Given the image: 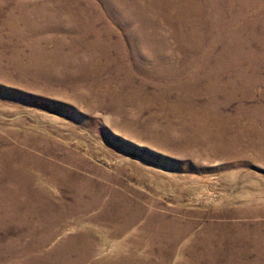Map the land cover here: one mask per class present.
Returning a JSON list of instances; mask_svg holds the SVG:
<instances>
[{
  "label": "rangeland",
  "instance_id": "obj_1",
  "mask_svg": "<svg viewBox=\"0 0 264 264\" xmlns=\"http://www.w3.org/2000/svg\"><path fill=\"white\" fill-rule=\"evenodd\" d=\"M179 4L0 0V264H264V0Z\"/></svg>",
  "mask_w": 264,
  "mask_h": 264
},
{
  "label": "bare ground",
  "instance_id": "obj_2",
  "mask_svg": "<svg viewBox=\"0 0 264 264\" xmlns=\"http://www.w3.org/2000/svg\"><path fill=\"white\" fill-rule=\"evenodd\" d=\"M162 1V0H161ZM175 1V0H174ZM177 2V1H176ZM156 3L157 4H159V1H156ZM161 3V2H160ZM170 3V2H169ZM180 3H181V7L184 9V10H186L188 7H189V0H180ZM163 108L165 109V106H163ZM173 112H175L176 113V111L175 110H173ZM178 120V119H177ZM206 127H203L201 130H200V132H202V130H206V134L209 132V127H208V125H205ZM208 131V132H207Z\"/></svg>",
  "mask_w": 264,
  "mask_h": 264
}]
</instances>
